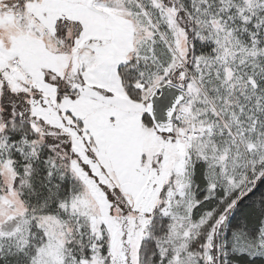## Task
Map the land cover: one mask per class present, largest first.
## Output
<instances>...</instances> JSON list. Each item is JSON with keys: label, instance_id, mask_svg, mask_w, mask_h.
<instances>
[{"label": "snow or ice", "instance_id": "obj_1", "mask_svg": "<svg viewBox=\"0 0 264 264\" xmlns=\"http://www.w3.org/2000/svg\"><path fill=\"white\" fill-rule=\"evenodd\" d=\"M0 264H264V0H0Z\"/></svg>", "mask_w": 264, "mask_h": 264}]
</instances>
